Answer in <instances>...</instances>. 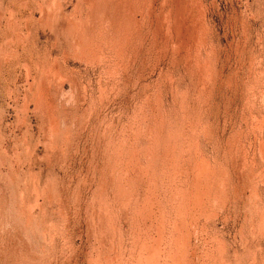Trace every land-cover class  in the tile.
I'll use <instances>...</instances> for the list:
<instances>
[{
	"label": "rangeland",
	"instance_id": "obj_1",
	"mask_svg": "<svg viewBox=\"0 0 264 264\" xmlns=\"http://www.w3.org/2000/svg\"><path fill=\"white\" fill-rule=\"evenodd\" d=\"M0 264H264V0H0Z\"/></svg>",
	"mask_w": 264,
	"mask_h": 264
}]
</instances>
